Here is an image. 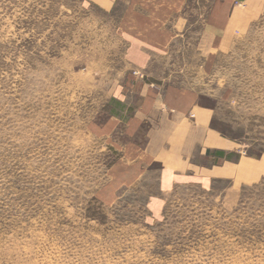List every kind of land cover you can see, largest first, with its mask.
Masks as SVG:
<instances>
[{
  "label": "rangeland",
  "instance_id": "obj_1",
  "mask_svg": "<svg viewBox=\"0 0 264 264\" xmlns=\"http://www.w3.org/2000/svg\"><path fill=\"white\" fill-rule=\"evenodd\" d=\"M124 5L0 0V264H264V171L166 193L112 182L116 154L92 131L129 73ZM195 58L155 76L204 81L179 77ZM207 82L214 127L264 159V18Z\"/></svg>",
  "mask_w": 264,
  "mask_h": 264
},
{
  "label": "crops",
  "instance_id": "obj_2",
  "mask_svg": "<svg viewBox=\"0 0 264 264\" xmlns=\"http://www.w3.org/2000/svg\"><path fill=\"white\" fill-rule=\"evenodd\" d=\"M95 1L111 9L123 2L131 10L129 73L114 86L92 131L116 154L112 182L123 189L155 180L166 193L261 176L264 159L247 157L242 143L214 127L216 111L201 100L212 88L207 81L218 58L233 49L242 30L264 18V0ZM174 55L196 56L191 69L180 68L178 74L186 78L198 68L205 84L176 81L173 75L157 78L159 65Z\"/></svg>",
  "mask_w": 264,
  "mask_h": 264
}]
</instances>
